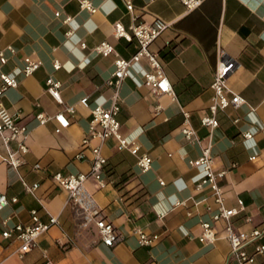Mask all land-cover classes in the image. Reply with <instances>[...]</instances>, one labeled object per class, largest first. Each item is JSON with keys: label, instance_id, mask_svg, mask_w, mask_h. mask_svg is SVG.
Masks as SVG:
<instances>
[{"label": "crops", "instance_id": "1", "mask_svg": "<svg viewBox=\"0 0 264 264\" xmlns=\"http://www.w3.org/2000/svg\"><path fill=\"white\" fill-rule=\"evenodd\" d=\"M88 1L95 12L80 9L78 0H0V47L12 45L16 50L0 65V71L17 80V86L8 88L0 102L10 112H19L29 129L28 152L18 172L29 183L39 184L37 199L23 190L17 172L0 163V191L8 198L17 197L0 211V221L9 215L13 223L30 224V209L38 211L42 222L48 221L49 214L58 215L59 221L23 257L14 253L17 242L8 243L0 236V264H45L47 260L52 264H237L225 261L229 245L220 222L212 245L197 239L199 221L210 219L206 205L212 210L215 205L208 189L195 190L203 171L189 166L187 159L197 158L205 145L208 129L200 118L209 113L210 85L222 52L235 63L228 86L244 101L216 114L218 126L212 133L211 149L214 168L226 170L220 180L226 206L237 207V200L243 203V210L233 218L234 225L248 230L263 222L264 0H204L191 11L179 0H129L132 11L127 10L126 0ZM66 17L70 18L67 22ZM157 17L170 25L150 48L159 53L176 99L156 94L144 84L145 58L130 65L119 90L120 132L138 143L152 163L148 171L141 172L135 156L119 149L114 138L103 143L101 150L107 158L104 178L111 182L99 187L90 177L83 190L119 235L113 246H106L93 222L75 227L72 209L65 205L67 193L51 175L89 170L90 148L82 145V139L91 107L110 104L112 89L105 80L114 69V55L103 57L93 51L94 46L107 40L116 53L129 58L135 52V41L114 37L113 24L119 21L128 29ZM25 55L42 61L28 76L21 70ZM55 61L58 69L53 67ZM48 76L61 82V103L45 91ZM82 97H87V107L79 103ZM69 105L74 107L73 113L65 112ZM157 106L160 110L155 113ZM40 111L48 115L62 112L69 124L55 132L58 124L54 119L44 124L35 119ZM183 112L189 114L188 123L200 143L181 134ZM243 133L251 137L245 138ZM96 143L90 141V145ZM35 162L41 170H32ZM180 199H186V205L174 207ZM159 214L164 216L159 218ZM245 216L251 217L250 223L244 222ZM134 227L158 234L159 240L140 246ZM67 236L72 243L64 248L59 242H65ZM256 264H264V253L257 255Z\"/></svg>", "mask_w": 264, "mask_h": 264}, {"label": "built area", "instance_id": "2", "mask_svg": "<svg viewBox=\"0 0 264 264\" xmlns=\"http://www.w3.org/2000/svg\"><path fill=\"white\" fill-rule=\"evenodd\" d=\"M187 11L197 8L204 0H179ZM126 8L132 11V3L126 0ZM80 9H85L91 13L95 12L96 8L88 0H78ZM55 15H59L56 12ZM66 17L64 21H69ZM170 23L161 19L155 18L151 22L134 23L126 29L119 21L113 24V35L116 38H123L126 41H135V52L129 57L124 58L115 52L113 45L103 40L96 44L93 51L103 57L114 55V69L110 76L105 80L106 86L112 89L110 96V104L105 107L95 105L91 107V117L88 123V128L82 139V145L90 148V167L87 172H78L63 174L59 171L52 173V180L67 193L65 205H69L75 217V227L81 229L93 222L97 230L101 242L106 246H113L118 240L119 235L113 223L107 220L101 214V208L95 204L89 194L84 192L83 185L88 178H93L99 185L104 187L107 181L104 178V167L107 163V158L103 155L101 147L108 138H114L117 141V147L121 150H127L135 156L136 164L141 172H146L151 168L152 158L145 152H140V145L133 140L124 137L120 132V122L118 113L122 98L119 90L123 81L129 75V67L132 63L141 59H146L148 70L143 74L144 84L159 95H168L175 100L176 96L173 87L165 74L164 67L157 51L150 47L153 42L169 27ZM67 35L71 31H67ZM85 48V44H81ZM16 53L12 45L0 47V65H5L9 56ZM234 61L225 56L221 52V57L217 62L214 78L211 83L213 95L208 106L209 113L200 118V124L208 129V134L205 138V145L201 148V154L195 159H187L189 166L200 167L203 171L202 177L195 183V190L202 191L208 189L210 191L215 209L206 205V210L210 212L209 220H200L199 226L201 233L197 239L201 243L212 245L216 239L217 228L216 224L221 223L223 229V238L229 245V251L226 255V263L235 261L237 264H256V257L264 253V242L261 240L264 237V220L258 226H253L248 230H243L234 225L233 218L244 208L241 200H237V207H227L223 196L220 180L226 174V170L216 171L214 168L215 161L211 149L213 145L212 133L218 126L216 114L219 110H224L228 106L238 107L243 103V98L234 93L228 86L227 79L234 67ZM42 61L30 55L22 57V73L25 76L33 74L40 66ZM53 67L58 69L59 64L55 61ZM17 80L9 74L0 71V100L4 92L8 88L16 87ZM61 82L48 76L45 81V91L58 103L62 102L60 96ZM79 103L85 107L88 106L87 97H82ZM160 106L156 107L155 113H158ZM65 112L73 113L72 105L65 107ZM184 122L180 127V132L184 138L190 142L200 143V138L196 134L194 128L188 123L189 114L183 112ZM35 119L39 124H44L47 121L54 119L58 126L55 132L68 126L69 121L62 112L55 115H48L45 112H37ZM235 122L238 119L234 120ZM29 134L28 127L21 121L19 112H10L0 102V163H4L10 169L17 172L23 190L38 199L36 191L39 187L38 182L29 183L24 176L18 171L25 163V155L28 152L26 140ZM245 138H250V133H243ZM96 140L97 143L90 145V141ZM83 155L79 153L77 157ZM42 167L40 163L35 162L32 165L33 171H39ZM163 184V181H159ZM17 197L8 198L5 193L0 191V211L3 210L9 203H15ZM186 199L176 200L174 207L185 206ZM199 201L195 202L198 204ZM30 224L13 223L11 216H5L1 219L0 224L2 230L0 236L8 243L17 242L18 246L14 250L19 257H23L26 253L37 246L38 239L46 233L52 226L58 225V215H50L47 222H42L39 218L36 209L29 210ZM164 214H159L162 217ZM250 216L244 217L245 223L251 222ZM132 232L137 236V242L140 246H151L159 240V235L156 233H148L141 228L134 227ZM59 242V241H58ZM72 243L67 236V240L63 243L59 242L64 248H67ZM250 248V249H249ZM45 264H52L49 260Z\"/></svg>", "mask_w": 264, "mask_h": 264}]
</instances>
